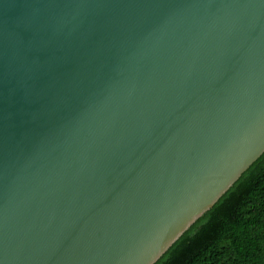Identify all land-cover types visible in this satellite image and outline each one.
Instances as JSON below:
<instances>
[{"label": "water", "instance_id": "1", "mask_svg": "<svg viewBox=\"0 0 264 264\" xmlns=\"http://www.w3.org/2000/svg\"><path fill=\"white\" fill-rule=\"evenodd\" d=\"M264 153V0H0V264H154Z\"/></svg>", "mask_w": 264, "mask_h": 264}, {"label": "trees", "instance_id": "2", "mask_svg": "<svg viewBox=\"0 0 264 264\" xmlns=\"http://www.w3.org/2000/svg\"><path fill=\"white\" fill-rule=\"evenodd\" d=\"M154 264H264V153Z\"/></svg>", "mask_w": 264, "mask_h": 264}]
</instances>
